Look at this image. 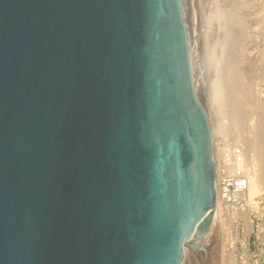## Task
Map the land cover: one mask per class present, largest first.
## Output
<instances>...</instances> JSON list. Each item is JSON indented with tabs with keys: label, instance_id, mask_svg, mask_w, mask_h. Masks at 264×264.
<instances>
[{
	"label": "water",
	"instance_id": "obj_1",
	"mask_svg": "<svg viewBox=\"0 0 264 264\" xmlns=\"http://www.w3.org/2000/svg\"><path fill=\"white\" fill-rule=\"evenodd\" d=\"M216 179L182 0H0V264H182Z\"/></svg>",
	"mask_w": 264,
	"mask_h": 264
},
{
	"label": "bare ground",
	"instance_id": "obj_2",
	"mask_svg": "<svg viewBox=\"0 0 264 264\" xmlns=\"http://www.w3.org/2000/svg\"><path fill=\"white\" fill-rule=\"evenodd\" d=\"M202 8L207 16L209 27L212 88L209 92L207 91V99L209 100V120L213 135V156L217 169V198L210 232L200 237L197 244L202 243L204 248L209 249L206 247V243L210 241L215 227L219 223H222V226L226 225L224 228L227 227L228 224L225 222L229 220L233 214L232 210L235 208L232 203L241 204L239 211L243 210L244 216L249 219L252 200L257 194L264 191V123L255 125L246 136L235 101L236 96L242 93H248L260 101L262 88L260 86L250 88L236 86L233 73L235 75V71L240 67L236 58L232 57L233 50H235L233 48L238 43L239 30L248 19L254 20L253 34L250 35V40L255 46L252 50L256 53L258 50L260 53L264 52V0H202ZM253 52L251 53L253 54ZM260 57L262 58V56ZM260 57L259 61H261ZM261 83V86L264 85V76ZM236 147L240 148L243 154L244 162H238L235 165H240V169L244 171L242 179L244 182L237 183L234 192H232L227 188V185L223 186L219 178L222 177L223 158H228ZM231 171L232 169L228 168V172ZM256 171L259 173L258 178L255 177ZM225 204L227 210L223 208ZM218 247L219 255L217 256L221 258L222 249L221 246L218 245ZM186 255L187 248L184 250L182 264L186 263ZM219 261L215 262L219 263Z\"/></svg>",
	"mask_w": 264,
	"mask_h": 264
},
{
	"label": "rangeland",
	"instance_id": "obj_3",
	"mask_svg": "<svg viewBox=\"0 0 264 264\" xmlns=\"http://www.w3.org/2000/svg\"><path fill=\"white\" fill-rule=\"evenodd\" d=\"M183 4L190 31L195 83L196 87H199L197 93L209 114L207 91L209 92L212 87L207 16L202 8V0H183ZM253 25L254 20L248 19L241 26L239 41L237 40L238 43L233 48L235 50L232 49L233 53L235 52V55L232 53V57L236 58L240 67L235 71V75L233 73L236 86L247 88L260 86L262 88L260 101L248 93H239L240 95L236 96L235 101L246 136L255 125L264 123V85L261 86V79L264 76V52H261L262 55L259 50L257 53L253 52L255 46L250 40V35L253 34ZM259 57L262 62L259 61ZM255 177H259L257 171ZM232 206L235 207L232 210L233 214L228 221L225 220V224H228L227 227L224 228L226 225L222 226V223L215 227L210 241L206 243V247L209 249L204 248L202 243L198 245L203 249L192 251L187 248L185 264H264V191L257 194L252 200L249 219L244 216L243 210L239 211L241 204L232 203ZM223 208L227 210L226 204ZM218 245L222 249L221 258L217 256L219 255ZM207 250H209L208 257ZM215 261H219V263Z\"/></svg>",
	"mask_w": 264,
	"mask_h": 264
},
{
	"label": "built area",
	"instance_id": "obj_4",
	"mask_svg": "<svg viewBox=\"0 0 264 264\" xmlns=\"http://www.w3.org/2000/svg\"><path fill=\"white\" fill-rule=\"evenodd\" d=\"M223 161V167L221 168L222 177H220L219 180H221L223 186L227 185V188L234 192L236 184L244 182V180H242L244 178V171L240 169V165H235L238 162H244L241 149L238 147L234 148L231 155L228 158H223ZM228 168H231L232 171L228 172ZM244 187L245 185L243 188Z\"/></svg>",
	"mask_w": 264,
	"mask_h": 264
}]
</instances>
